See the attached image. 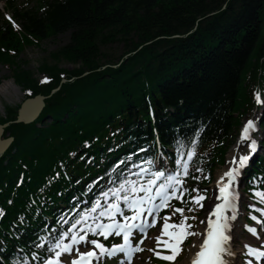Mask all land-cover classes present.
<instances>
[{"label":"trees","instance_id":"16d2710c","mask_svg":"<svg viewBox=\"0 0 264 264\" xmlns=\"http://www.w3.org/2000/svg\"><path fill=\"white\" fill-rule=\"evenodd\" d=\"M17 2L7 0L6 8L20 28L0 12V63L16 72L19 86L49 94L60 72L90 74L62 84L47 100L37 121L52 117L47 126L13 123L7 129L15 141L0 159V200L15 191L12 210L33 207L30 194L39 192L38 203L46 204L77 176L91 178L77 149L106 152L116 129L124 135L130 120L148 119L147 96L154 107L182 105L195 123H205V136L227 134L237 123L234 112L252 101L249 75L255 79L264 66V0H36L32 8ZM65 32L70 41L41 64L52 84L41 86L32 71L15 64L25 48ZM114 44L124 48L118 57L108 54ZM12 113L11 120L16 109ZM22 172L24 184L16 190Z\"/></svg>","mask_w":264,"mask_h":264},{"label":"snow or ice","instance_id":"6c2138e0","mask_svg":"<svg viewBox=\"0 0 264 264\" xmlns=\"http://www.w3.org/2000/svg\"><path fill=\"white\" fill-rule=\"evenodd\" d=\"M10 19V18H9ZM257 100H260V94L257 93ZM254 127V122L249 120L243 128L241 135L242 140L249 138L250 131ZM252 147H255V141H252ZM195 142H193V150L186 153L187 160L183 158L178 159L176 164L178 167L176 171L165 173L164 171H155L152 173V178L148 179L146 183H141L143 180L142 173L145 171L141 169L140 173L134 175L139 176L140 180L127 179L120 183L119 187L110 189L109 192L103 193L105 198L111 195V200L107 204H101L99 201L93 206L89 213L82 216L80 220L72 225V228L61 234L54 244L49 248L50 252L54 255L50 256L44 261V264H93L94 260L100 258L103 255H114L117 252L129 251H142L138 245L133 247L131 244L130 236L132 230L140 227L142 230L147 226H154L156 220L153 219L150 223H146L143 220L145 215L157 217L162 208L169 207L170 201L175 198L183 201L184 194L189 192L188 189L182 187V176L188 175V161L191 160L195 154ZM183 155V154H182ZM248 156L243 155L236 160L239 167L229 168L221 175L219 181V193L218 199H222V204H215V210L212 213L215 216V220L211 217L207 220V235L203 239V243L199 245V251L193 257L192 264H227L225 257L232 255L229 247V241L231 239L228 234L230 225L228 224V217L225 215V211L228 207L233 208L232 219H235V205L237 193L232 187L233 182L239 172V168H242L248 161ZM151 164V161L148 162ZM163 178V182L158 181ZM227 178V179H226ZM197 193L196 196H189V199L196 204L203 207L201 201L206 197L199 195V189H193ZM179 192V195L177 193ZM143 193V195H140ZM262 199L264 194L257 193ZM123 205V207H122ZM124 208H127L132 212L131 216L125 215ZM191 211V209H189ZM183 208H176L173 212L183 214ZM98 213V214H97ZM117 216H122L123 220H118ZM170 216L164 217L163 231L161 236L156 238L157 248L163 246L171 250L170 255L161 256V253L154 251L155 255L165 260H174L175 256L180 251V244L188 235H196L195 232L187 231L191 228V225H187L185 221L188 217H184V220L180 224H169ZM91 219L92 223L87 221ZM253 219H256L253 217ZM107 220L108 222H105ZM139 220L141 223L137 225L135 222ZM203 223V221H202ZM83 224L84 226L76 231L77 225ZM170 229H178L179 231H170ZM253 234H255V228H249ZM71 233V235H69ZM91 236H100L104 240H107L110 236H121L123 243L112 244L108 247L102 241L89 238ZM146 236V233H144ZM163 236H167L169 240H162ZM143 240L139 241L142 244ZM85 250H81V246H88ZM196 247V245H193ZM248 247V255L256 257L257 259L264 257V249ZM62 257H64L62 261ZM247 264H253L252 260H249Z\"/></svg>","mask_w":264,"mask_h":264},{"label":"rangeland","instance_id":"374dc122","mask_svg":"<svg viewBox=\"0 0 264 264\" xmlns=\"http://www.w3.org/2000/svg\"><path fill=\"white\" fill-rule=\"evenodd\" d=\"M3 4L4 1L0 0V6H3ZM70 37L71 33L65 32L59 34L58 36H52L45 39L40 45L38 44L37 46L33 45L28 47L24 50V52L18 54V59L15 61V64H19L21 67L29 69L34 73V75H36L37 78H41L44 73L40 70L42 68L41 64L51 63L52 58L50 52H53L67 44L70 41ZM102 50L106 51L108 48L103 47ZM123 50L124 48L121 45L114 44L109 47L108 54L112 56V53H114V56L118 57ZM15 64L14 66L18 72L20 68L16 67ZM62 67L71 69L73 64L63 62ZM15 73L16 72L12 69L7 68L0 63V87L5 83L11 82L17 89V91L12 92V94L6 92L0 94V122L11 119L10 117H13L14 113L11 115L10 113L14 110V107L19 106L21 101L24 100V92L21 90L22 87H20L13 78ZM143 264H147L146 257L143 259Z\"/></svg>","mask_w":264,"mask_h":264},{"label":"water","instance_id":"95a60500","mask_svg":"<svg viewBox=\"0 0 264 264\" xmlns=\"http://www.w3.org/2000/svg\"><path fill=\"white\" fill-rule=\"evenodd\" d=\"M44 96H38L35 99H27L22 104L16 122L32 123L34 122L42 113L45 106ZM5 125L0 124V155L9 147L13 141V137L2 140L1 136L5 130Z\"/></svg>","mask_w":264,"mask_h":264},{"label":"bare ground","instance_id":"6f19581e","mask_svg":"<svg viewBox=\"0 0 264 264\" xmlns=\"http://www.w3.org/2000/svg\"><path fill=\"white\" fill-rule=\"evenodd\" d=\"M17 91V89L15 88V86H14V84L13 83H11V82H8V83H5L4 85H2L1 87H0V94H2V93H11L12 94V92H16ZM46 120V119H45ZM44 120V121H45ZM44 121H42V122H37V125H41V127L44 125ZM160 129V128H159ZM154 137V134H153V136H152V138ZM184 263H187L186 261H183L181 264H184Z\"/></svg>","mask_w":264,"mask_h":264}]
</instances>
